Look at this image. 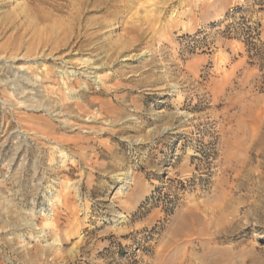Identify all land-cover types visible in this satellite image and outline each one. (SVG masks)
<instances>
[{"label": "rangeland", "instance_id": "1", "mask_svg": "<svg viewBox=\"0 0 264 264\" xmlns=\"http://www.w3.org/2000/svg\"><path fill=\"white\" fill-rule=\"evenodd\" d=\"M100 1L0 0V264H264V0Z\"/></svg>", "mask_w": 264, "mask_h": 264}, {"label": "bare ground", "instance_id": "2", "mask_svg": "<svg viewBox=\"0 0 264 264\" xmlns=\"http://www.w3.org/2000/svg\"><path fill=\"white\" fill-rule=\"evenodd\" d=\"M151 1H153V0H151ZM137 3H139V0H101L100 1V4L98 3V5H104V7L102 8V11L105 14H111L113 12H115V13H121V12H124V11H130L131 12L134 8H136V11H138V9H140V8L137 7ZM111 7H114V10L111 9ZM105 26L106 25H105L104 22L99 23V26H98L99 30L97 28L94 31V34H96V36H97L99 34V31H101L100 29H102ZM139 30H140V26L139 25L133 24L132 26L129 27V30H127V33H126L128 36L126 37V40H125L124 44H122V46H124V48L132 47V46L135 47V48L137 47L138 44H136V42H138V39H139V34H140L139 33ZM82 37L83 36H82L81 33H78V34H76L74 36L71 35L70 39L67 41V43L65 44V46L70 47L71 44H72V46H71L72 48L75 47V46L83 47L85 45L84 42L87 39H83ZM76 38H77V40H75ZM116 43H117V41H116ZM112 49H116V50H114L113 52L108 53L106 55V59L108 61L109 60H112L113 57L116 54L120 53V50H118L120 48L117 49L116 46H113ZM69 89L70 90H73V88H71L70 86H69ZM81 91H85V90L84 89H79V93H81ZM65 105H66V103H65ZM70 105H72V104H70V103L67 104L68 107ZM56 217L58 218V216H56ZM56 217H53V219L50 220L51 225H54V226L56 225V222H57L56 221L57 220ZM55 227L58 228V224Z\"/></svg>", "mask_w": 264, "mask_h": 264}]
</instances>
